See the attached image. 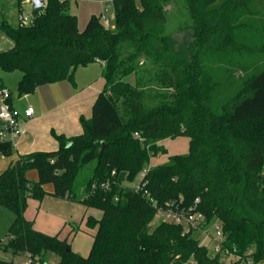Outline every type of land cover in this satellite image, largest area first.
Returning a JSON list of instances; mask_svg holds the SVG:
<instances>
[{
	"label": "trees",
	"instance_id": "trees-1",
	"mask_svg": "<svg viewBox=\"0 0 264 264\" xmlns=\"http://www.w3.org/2000/svg\"><path fill=\"white\" fill-rule=\"evenodd\" d=\"M110 1L113 27L93 14L80 28L69 1L59 0L32 8L28 24L1 18L12 45L0 50V69L21 71L20 95L74 83L76 69L96 60L104 62L105 84L92 116L80 118L81 134L53 130L57 148L21 154L0 172V204L15 215L0 238V252L10 258L0 255V264H20L21 255L44 263L47 252L58 264H244L250 249L253 264H264V66L240 82L223 58L226 45L264 51L235 39L238 31L252 36L248 41L264 40V21L238 19L241 11L255 12L246 8L251 0ZM173 19L177 33L191 32L183 47L168 30ZM177 136L189 138V151L148 165L167 153L159 142ZM30 168L38 171L35 182L26 176ZM47 193L101 211L100 218L87 216L97 227L88 255L25 216L28 197L41 201ZM196 198L205 225L220 221L240 259L213 256L197 234L203 230L191 225L153 224L159 208L189 207Z\"/></svg>",
	"mask_w": 264,
	"mask_h": 264
},
{
	"label": "rangeland",
	"instance_id": "rangeland-1",
	"mask_svg": "<svg viewBox=\"0 0 264 264\" xmlns=\"http://www.w3.org/2000/svg\"><path fill=\"white\" fill-rule=\"evenodd\" d=\"M46 2V0H43ZM258 0H251L246 8H252L256 13H260L256 7ZM69 12L75 14L78 18V24L80 28H84L89 17L93 14L101 16L102 13L111 16L114 13V5L112 2L108 3L106 0H69ZM23 8V12L26 15L32 14V3L30 0H0V21L2 16H4L11 24L17 25L18 13ZM242 8V7H241ZM245 8V11H246ZM237 13V12H236ZM262 22V21H261ZM178 21L176 19L170 20L168 23V30L173 32L176 38V46L183 47V45L191 40V32H178L177 33ZM259 29V28H257ZM237 36L235 39L237 42H243L250 50L255 47L260 49L264 45V40H257L260 38H253V41H248L250 37L246 35L245 32L239 33L236 31ZM12 41L6 36V34L0 28V50H4L10 47ZM224 64L227 74H234L235 78L240 82L246 76L252 75L254 72L258 71L264 66V51L255 53L253 51H247L246 49L241 50L236 46L226 45L224 46ZM264 50V49H263ZM227 64V65H226ZM79 70H84V76L81 78L79 76L80 84L78 90L84 91L82 94L87 95L93 87H98L102 89L105 84V79L103 76V66L100 62H94L88 66H80ZM86 70L89 72L86 75ZM76 73V71H75ZM20 70L5 71L0 69V80H3L6 85L9 86L12 91V98L15 105L31 104L36 110L40 106V96L39 91L31 93L29 95H20L17 89L18 81L21 77ZM242 77V78H241ZM132 76L128 77L132 81ZM78 80V81H79ZM77 81V82H78ZM75 74H74V83ZM74 83H70L72 88H74ZM82 83V84H81ZM83 83H85L83 85ZM87 85H90L88 87ZM100 91V90H99ZM92 111V108H91ZM189 138L186 136H177L173 138H166L164 145L167 147V153H159L151 157L150 163L148 165H155L157 162H166L168 156L173 153L185 154L189 151ZM33 144H25L24 146L17 148H12L9 152L2 151L0 147V172L9 168L11 163L16 160L22 151H27L31 149ZM26 176L29 181L35 182L38 180V171L36 168H30L26 171ZM138 177V176H137ZM48 192L53 191V184L48 183L45 186ZM83 206L79 203L70 202L53 196L51 193H47L43 200L39 201L32 196L28 197V207L25 211V216L31 220L34 219L35 228L44 231L49 234H56L60 229H62V234L66 235L71 230L73 231L72 236L69 241H72L73 250L77 251L82 255H88L93 241L94 234L97 227L88 225L87 216L89 214L95 217L100 216V210H92L82 219ZM15 218L14 213L7 207L0 204V238H7V233L10 225ZM162 220L159 214L156 215L153 224H156ZM74 228V229H73ZM75 231V234H74ZM213 233L212 225L210 224L205 231H199L197 234L201 238L202 242L207 245L211 254L216 255L214 251V242L210 238V234ZM0 255L4 258H10L9 253L0 252ZM45 262L48 264H58V256L53 252H47L44 254ZM226 262H229L234 257H223ZM15 261L24 264L26 261V256H16Z\"/></svg>",
	"mask_w": 264,
	"mask_h": 264
},
{
	"label": "crops",
	"instance_id": "crops-1",
	"mask_svg": "<svg viewBox=\"0 0 264 264\" xmlns=\"http://www.w3.org/2000/svg\"><path fill=\"white\" fill-rule=\"evenodd\" d=\"M107 2L110 3L111 1H107ZM256 7H258L257 9L259 11H261L260 13H256V12L242 13L243 11H241L239 14H237L238 19L239 20L257 19L260 21H264V0H258ZM9 43L11 46L12 43L11 42ZM94 62H100L101 65L104 67V62H101L99 60L93 61L88 65ZM88 65H85V67ZM79 67L76 69V73H75L76 82L74 83V88H72L70 84L72 82L68 80H62L54 83L44 84L37 87V89L33 92L35 93L36 91H39L41 104L40 106H38L37 110L31 104L28 105L23 104L18 106L15 105L13 102L12 91H11V102L13 106H15L21 111L26 110L29 106L34 107L35 110L34 115L32 117H27L23 120L22 126L26 129V132L20 136L17 144V149L24 146L25 144H33L32 145L33 147L27 151H22L21 154H25L32 151L52 150L57 148L58 141L55 139V137L52 134L53 130L59 134L63 133L68 137L82 133L83 127L80 118L81 116H84L86 118H90L92 116L91 108L93 109V104L97 98V95L103 88L99 89L98 87H93L89 92H87V95L84 96L82 94L84 91L78 90V86L80 84L79 83L80 80L78 78L79 76L81 78H83L84 76V70H79ZM87 71L88 70H86V75L89 74V72ZM20 75H22V73ZM0 84L9 87L4 83L3 80H0ZM84 84L85 83H83V85ZM87 86L90 87V85ZM25 95L27 96L29 94H25ZM164 142H166V139L161 140L159 144L163 145L167 149V147L164 145ZM159 163L161 162H157V164ZM82 206L84 210L82 219L85 218V216H87V214L92 210H97V209L86 210L84 205ZM101 215L102 213L100 214L99 217L96 218H100ZM36 216L34 217V219L36 218ZM57 233H60V236L62 238L67 237L70 240L73 231L70 230L68 234L64 235L62 234V229H60ZM73 240L74 237L72 241H70L71 245Z\"/></svg>",
	"mask_w": 264,
	"mask_h": 264
},
{
	"label": "built area",
	"instance_id": "built-area-1",
	"mask_svg": "<svg viewBox=\"0 0 264 264\" xmlns=\"http://www.w3.org/2000/svg\"><path fill=\"white\" fill-rule=\"evenodd\" d=\"M69 1V0H59ZM110 1V0H107ZM31 2V1H30ZM115 13L108 16L104 13L101 14V19L106 27L114 26ZM18 21L20 23L28 24L33 21V14L26 15L23 12V8L18 13ZM34 107L29 106L26 110L21 111L11 102V90L9 87L0 84V142L8 143L13 148H17L18 139L22 134L26 132V129L22 126V122L27 117L34 115ZM148 167H144L140 172L138 180L134 183L136 188H140L144 184ZM153 202L154 199L150 198ZM200 199L196 198L194 203L189 207H180L178 205H170L167 208H159L157 214H159L163 221L174 222L176 224L191 225L197 229L205 231L208 226L205 225V215L198 209V203ZM205 225V226H204ZM213 233L210 234V238L214 242V251L216 254H220L222 257H234L240 259L241 255L236 245H227V237L223 231L220 221L215 220L211 223ZM253 250L248 251L249 257L244 264H253L250 254ZM24 264H48L44 261L42 263L38 258H32L30 255L26 256Z\"/></svg>",
	"mask_w": 264,
	"mask_h": 264
},
{
	"label": "water",
	"instance_id": "water-1",
	"mask_svg": "<svg viewBox=\"0 0 264 264\" xmlns=\"http://www.w3.org/2000/svg\"><path fill=\"white\" fill-rule=\"evenodd\" d=\"M32 3V8L34 9H40L45 5V2L43 0H30Z\"/></svg>",
	"mask_w": 264,
	"mask_h": 264
}]
</instances>
